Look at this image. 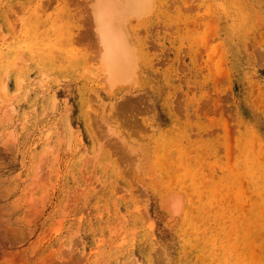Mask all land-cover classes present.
I'll return each instance as SVG.
<instances>
[{
  "label": "rangeland",
  "instance_id": "rangeland-1",
  "mask_svg": "<svg viewBox=\"0 0 264 264\" xmlns=\"http://www.w3.org/2000/svg\"><path fill=\"white\" fill-rule=\"evenodd\" d=\"M142 1L0 0V264H264V0Z\"/></svg>",
  "mask_w": 264,
  "mask_h": 264
},
{
  "label": "bare ground",
  "instance_id": "bare-ground-1",
  "mask_svg": "<svg viewBox=\"0 0 264 264\" xmlns=\"http://www.w3.org/2000/svg\"><path fill=\"white\" fill-rule=\"evenodd\" d=\"M139 1H140V0H139ZM144 1H145V3L147 2V0H144ZM123 3H124V1H123ZM143 4H144V2L141 0V2H140V7H141V6L143 7ZM144 5H145V6H144L143 8H144V10H145V7H146L147 3L144 4ZM150 5H151V4H150ZM148 6H149V5H148ZM142 7H141V8H142ZM147 8H148V7H147ZM150 8H151V7H150ZM138 16H139V15H138ZM98 35H99V34H98ZM103 36H106V35H103ZM110 37H111V36H110ZM99 38H100V37H99ZM106 39H107V38H106ZM66 41H67V40H66ZM99 41H100V40H99ZM107 42H108V41H107ZM113 42H114V41H112V42L110 41L109 43H113ZM108 45H109V44H108ZM108 45H107L106 47H108ZM112 46H113V45H112ZM112 46L109 45V48L111 47V48H110V49H111V53L113 54V52L115 51L114 53H116L117 55H118V54L120 55V51H119V53L116 52V49H117L118 46L115 45V43H114V48H113ZM116 46H117V47H116ZM115 48H116V49H115ZM107 49H108V48H107ZM113 49H115V50H113ZM119 49H120V47H119ZM117 50H118V49H117ZM135 50H136V49H135ZM107 51H109V50H107ZM111 53H110V55L112 56ZM116 54H115V56H116ZM129 54H130V53H129ZM119 55H118V56H119ZM130 55H131V54H130ZM107 56H108V57H106V58H109L110 60H112V59H111L112 57H113V60L116 58V57H114V55H113L112 57H109V54H107ZM118 56H117V57H118ZM4 57H5V56H4ZM4 57H3V58H4ZM128 57H129V56H127V59H125L124 64L122 63V62H123V60L121 59L122 57H121V58L119 57L120 60H119L118 58H116L115 62L113 61V63H115V64L118 63V64H119L118 67L122 68L123 71H122L120 68L116 67V66H114L115 68H117L116 70H114L115 68H113V69L111 68V70H109V69H110V65H108V64L112 63V62H109V61H110L109 59H108L109 61H107V65H108L107 67H109V69H107V68H106V69L109 70V73H110L112 70H113V72H114V71L116 72V71L119 69L120 72H122V73L124 74V73L126 72V71L124 70V68H125V67H129L128 65L125 66V64H127V63H129V61L133 60V59L130 60V59H129L130 57H129V58H128ZM136 57H137V56H136ZM100 58H101V56H100ZM100 58H99V59H100ZM22 59H23L22 62L19 61L18 59H17V60H18L19 62L23 63V62H24V58H22ZM128 59H129V61H128ZM17 60H16V62H17ZM106 60H107V59H106ZM118 60H119V62L122 61V62H120L121 64H120L119 62H116V61H118ZM126 60H127V62H126ZM25 61H27V60H25ZM61 61H62V60H61ZM100 61H101V60H100ZM28 62H29V61H28ZM131 62H132V61H131ZM19 64H20V63H19ZM23 64H25V63H23ZM118 64H116V65H118ZM122 64H123V66H122ZM131 64H132V63H131ZM13 65H14V63H13ZM17 65H18V62H17ZM17 65L15 64V67H16V68H17L18 66L22 65V64H20V65H18V66H17ZM101 65H102V64H101ZM120 65H121V66H120ZM22 66H23V65H22ZM124 66H125V67H124ZM15 67H14V68H15ZM111 67H113V64H112ZM123 67H124V68H123ZM22 68H23V67H22ZM104 68H105V67H104ZM11 69H13V67H12ZM126 70H127V69H126ZM104 71H105V70H104ZM124 71H125V72H124ZM127 71H128V70H127ZM37 72H38V71H37ZM115 72H114V73H115ZM117 72H118V71H117ZM5 73H6V72H5ZM122 73H120V74H122ZM130 73H131V72H130ZM4 75H5V74H4ZM41 75H42V74H41ZM117 75H118V73H117ZM117 75H116V73L114 74V76H117ZM125 75H126V73H125ZM114 76H113V77H114ZM118 76H120V75H118ZM122 76H123V75H122ZM127 76H128V75H127ZM4 77H5V76H3V78H4ZM19 77H20V76H19ZM113 77H111V78L113 79ZM124 77H125V76H124ZM111 78H109V79H111ZM115 78H116V77H114V79H115ZM4 79H5V78H4ZM117 79H118V78H117ZM20 80H21V79H20ZM20 80H19V81H20ZM21 82H22V81H21ZM107 113H109V112H107ZM101 145H102V144H101ZM98 151H99V150H98Z\"/></svg>",
  "mask_w": 264,
  "mask_h": 264
}]
</instances>
